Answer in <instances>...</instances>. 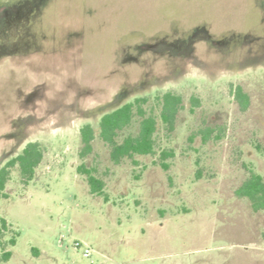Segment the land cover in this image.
Wrapping results in <instances>:
<instances>
[{
  "label": "rangeland",
  "instance_id": "rangeland-1",
  "mask_svg": "<svg viewBox=\"0 0 264 264\" xmlns=\"http://www.w3.org/2000/svg\"><path fill=\"white\" fill-rule=\"evenodd\" d=\"M30 1L9 11L0 50L25 47L14 42L19 34L42 37L48 49L0 64V168L29 141L45 154L32 180L12 169L0 201L9 223L0 264H264V209L236 194L251 169L264 176V56L245 50L231 67L190 64L160 84H133L139 91L124 96L117 81L122 46L136 35L179 21L205 23L218 35L245 31L257 25L264 0H50L42 18ZM238 85L250 97L246 108ZM168 91L183 96L175 129L159 120L156 152L116 163L99 134V108L143 96L153 102ZM86 124L96 131L90 152ZM138 126L136 119L120 139ZM19 137L26 143L16 145ZM163 149L174 152L169 169ZM83 163L105 182L102 194L78 171Z\"/></svg>",
  "mask_w": 264,
  "mask_h": 264
},
{
  "label": "trees",
  "instance_id": "trees-1",
  "mask_svg": "<svg viewBox=\"0 0 264 264\" xmlns=\"http://www.w3.org/2000/svg\"><path fill=\"white\" fill-rule=\"evenodd\" d=\"M13 1L17 0H0V6L11 4ZM46 1L49 3L50 0ZM255 4L257 5V3ZM258 10L260 18L257 25L256 23H247L245 31L234 30L218 35L211 31L212 29L205 23L199 22L196 25H190L189 28L179 21L177 24L169 23L168 26H162V29L159 28V31L151 33L147 37L136 35L133 41L122 46L124 52H122L120 64L118 63L117 66L122 68L125 73L117 80L123 85L119 92L122 93V96L133 94L135 91H139L133 84L150 86L178 77L186 71L190 64L208 69L233 66V56L240 57V54L245 50L248 53L258 52L257 57L264 56V7L258 5ZM18 36L14 42L17 41V38H21L25 47L17 49L9 46L5 49V51L11 50L10 54L5 53V56H9L14 61L29 58L32 53L46 49V47L48 49L46 41H43L42 37L37 38L34 35L36 38L30 40L31 38L28 36H24V38L21 35ZM35 41L38 42L37 46L34 44ZM235 92L242 107L246 108L250 101L248 93L241 85L236 86ZM194 101L196 104L199 103L198 98ZM182 107L183 96L172 91L155 96L153 102L150 97L143 96L107 109L106 106L105 108L100 107L99 112L102 113L100 137L110 146L112 159L116 163L121 162L125 157L133 158L135 155L154 154L159 120L168 131H173ZM136 119L139 121L136 132H130L120 139L121 133L128 129ZM81 134L84 150L90 152L92 141L96 137L95 128L91 124H86L82 127ZM17 140L18 144L22 145L26 143L27 138L19 137ZM258 149L264 154L263 147L259 145ZM44 154V147L39 141H29L23 147L22 152L12 157L0 168V201L8 196L6 190L12 169L19 166L26 181L32 180ZM161 156L164 159L162 163L164 168L169 169L170 164L165 160L173 157L174 152L172 149H163ZM94 170L84 163L78 167L79 172L87 175L92 193L102 194L105 182L95 175ZM236 194L239 197H248L255 211L263 210L264 176L251 169L249 176L236 189ZM8 228L7 219L1 218L0 235ZM11 243H16L15 238L11 239ZM34 250L39 252L37 249ZM3 256L4 260H9L12 251L4 252Z\"/></svg>",
  "mask_w": 264,
  "mask_h": 264
},
{
  "label": "flooded vegetation",
  "instance_id": "flooded-vegetation-1",
  "mask_svg": "<svg viewBox=\"0 0 264 264\" xmlns=\"http://www.w3.org/2000/svg\"><path fill=\"white\" fill-rule=\"evenodd\" d=\"M22 1L23 0H17V1H13L11 4L0 6V32L3 29V27H5L6 25H8L7 15L9 14V11L12 8H15V9L17 8L18 10H20V9L24 10V8H25L24 5L25 4H23ZM32 2H33V4H32ZM48 5H49V3L46 0L45 1L44 0H32V1H30V5L28 7H29V9L31 7V9L34 10L33 13L35 15L37 14L36 16L38 18L39 17L42 18L46 14V13L44 14V12H42V11H46V9H48L47 8ZM25 17H26V13L24 14V13L21 12V17L18 18L17 23L18 24H21L22 22H24L25 19H26ZM37 17H36V19H37ZM27 19L29 20L28 22L31 23V24H33V23L35 24V22H36L35 19L32 16L27 17ZM4 43H5V40H3L2 37L0 36V44L3 45ZM10 51H11L10 49H7L6 51H1L0 50V64L3 63L7 59H10L11 61L14 62V60L12 58H10L9 56H5V53L10 54ZM16 145H18V143H16Z\"/></svg>",
  "mask_w": 264,
  "mask_h": 264
},
{
  "label": "built area",
  "instance_id": "built-area-1",
  "mask_svg": "<svg viewBox=\"0 0 264 264\" xmlns=\"http://www.w3.org/2000/svg\"><path fill=\"white\" fill-rule=\"evenodd\" d=\"M86 253H87V254H89V253H90V250H89V249H87V250H86Z\"/></svg>",
  "mask_w": 264,
  "mask_h": 264
}]
</instances>
